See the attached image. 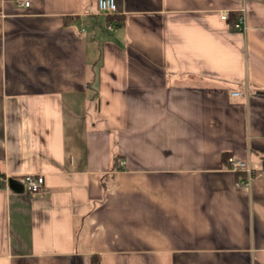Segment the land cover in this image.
<instances>
[{
    "label": "crops",
    "instance_id": "obj_1",
    "mask_svg": "<svg viewBox=\"0 0 264 264\" xmlns=\"http://www.w3.org/2000/svg\"><path fill=\"white\" fill-rule=\"evenodd\" d=\"M115 5L0 0V264H264V0Z\"/></svg>",
    "mask_w": 264,
    "mask_h": 264
},
{
    "label": "built area",
    "instance_id": "obj_2",
    "mask_svg": "<svg viewBox=\"0 0 264 264\" xmlns=\"http://www.w3.org/2000/svg\"><path fill=\"white\" fill-rule=\"evenodd\" d=\"M14 3L19 8H26L29 6L30 0H14ZM96 6L99 13L103 15H113L116 12L115 0H96ZM220 19L226 20L228 18V11L223 10L220 12ZM244 9L241 7L239 14L237 15L233 27L237 31L242 33L246 30ZM108 29H112V24L107 26ZM233 95H245L246 93H241L239 91L232 92ZM228 166L233 171H243L245 172V178L241 181L244 185H249L252 179L264 178V169L258 164L251 162L248 158L238 159L232 156L226 158ZM24 184L29 192H36L41 189L44 184V179L42 176H35L31 174L24 175Z\"/></svg>",
    "mask_w": 264,
    "mask_h": 264
},
{
    "label": "trees",
    "instance_id": "obj_3",
    "mask_svg": "<svg viewBox=\"0 0 264 264\" xmlns=\"http://www.w3.org/2000/svg\"><path fill=\"white\" fill-rule=\"evenodd\" d=\"M107 18H108V21L110 22L111 21V16H108ZM92 264H95V261L92 260Z\"/></svg>",
    "mask_w": 264,
    "mask_h": 264
}]
</instances>
